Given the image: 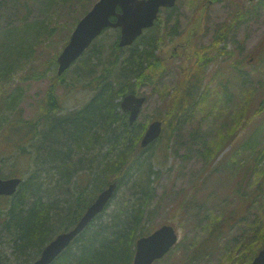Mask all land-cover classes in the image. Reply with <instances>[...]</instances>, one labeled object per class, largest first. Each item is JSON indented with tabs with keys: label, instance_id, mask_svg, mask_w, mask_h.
I'll list each match as a JSON object with an SVG mask.
<instances>
[{
	"label": "trees",
	"instance_id": "trees-1",
	"mask_svg": "<svg viewBox=\"0 0 264 264\" xmlns=\"http://www.w3.org/2000/svg\"><path fill=\"white\" fill-rule=\"evenodd\" d=\"M53 1L66 3V15L70 13L72 0H47L48 3ZM10 2L17 8L21 5L20 0ZM257 2L264 5V0ZM91 4L81 10V16ZM236 12L233 15L240 17V9L236 8ZM26 16L17 17L14 26L4 31L0 29V100L3 106L13 108L21 96L19 84L10 91L2 85L15 68H24L17 78L19 83L45 81L46 85L35 99L36 111L32 117L26 118L21 110H15L10 118L2 119L0 178L17 176L22 180L13 195L0 197V238L5 236L4 242L12 251L9 256L0 252V264H32L51 239L53 229L58 227L62 231L73 226L97 193L112 181H116V189L106 208L50 264H132L137 238L152 230L143 225L145 219L149 223L152 220L153 207L149 208L155 194L152 183L160 177L170 154L172 133L184 120L183 115L209 102V113L227 120L222 112L221 98L210 100L211 89L203 85L205 76L201 68L214 63L222 54L233 58V52L225 49L221 29L215 31L211 44H194V33L200 25L199 10L192 24L194 27L186 32L178 29V23L174 24L172 31L183 38L185 48L177 46V42H182L178 40L165 51L171 55L175 47L185 50L180 88L167 98L165 116L158 115L164 126L162 135L148 147L141 148L139 139L148 122L129 124L127 113L120 109L119 99L129 92L141 94L139 89L144 84L160 82L162 71L169 67V58L163 57L165 51H159L160 18L126 47L117 44L118 29L104 30V35L97 37L70 68L58 75L57 56L62 47L57 51L58 46H55L53 53L43 60L36 57V43L46 32L63 28L66 43L77 19L73 25L66 21L52 25L50 19L28 22ZM32 31L30 41L21 36ZM170 35L173 34L170 32ZM214 51L216 56L212 57ZM244 60L231 61V67L237 72L238 67L245 65ZM59 88L86 91L85 100L66 110ZM226 101L228 103V97ZM260 104L263 106L264 101ZM237 117L232 120L237 122ZM235 124L222 135L224 140L217 142L219 147L233 142L231 133ZM249 141H243L241 146L248 145ZM234 148L239 150L238 155L233 157L231 152L229 159L223 155L222 160L200 179L207 186L211 177H217L224 185V179L236 176V185L230 187L229 196L236 195L238 202L232 210L236 214L230 220L237 215L246 216L248 209L252 211L254 202L258 212L264 208V176L250 193L244 194L242 179H246L250 165L240 163V148L238 145ZM149 149L151 152L147 156L145 153ZM257 151L258 156L253 157L256 152L251 151L253 154L247 159L252 161L254 168H259L264 145ZM222 172L228 174L224 179ZM119 191L121 195L117 196ZM231 202L229 198L225 206ZM258 212L251 220L252 230L256 228L252 235L257 237L262 226ZM243 216L235 218L233 224L243 222ZM223 222L227 223L226 218L216 223L218 227L209 236V239H216L215 243L220 239L219 224ZM214 239L208 240L206 250L214 248ZM193 253L192 257L196 256L197 250ZM254 255L247 256L246 263Z\"/></svg>",
	"mask_w": 264,
	"mask_h": 264
},
{
	"label": "rangeland",
	"instance_id": "rangeland-1",
	"mask_svg": "<svg viewBox=\"0 0 264 264\" xmlns=\"http://www.w3.org/2000/svg\"><path fill=\"white\" fill-rule=\"evenodd\" d=\"M95 1L72 0L70 13L66 15V3L63 4L62 1L48 3L47 0H20L21 5L17 8L11 5L10 0H0V29L4 31L14 26L17 17L23 15H27L28 22H39L45 18L50 19L52 25L55 22L61 24L65 21L73 25L74 20L81 17V10ZM257 1L247 3V0H209L210 3H207V0H176L172 11L163 10L159 13L158 29L162 35L159 51H165L169 50L174 42L183 39L173 33L174 24L178 23L180 31L193 28L197 10L207 3L204 19H201L202 24L198 28L200 33L195 35L194 44L197 46L211 44L213 34L221 29L224 34L225 49L233 52V58L222 54L214 63L201 68L205 76L203 85L211 89L210 100L221 98L220 103L224 106L222 112L227 120L218 119L209 113V102L202 103L194 108V112L183 115L184 120L172 133L169 142L170 154L160 177L152 183L155 188L154 198L149 206V208L153 207L150 211L152 220L149 223L145 219L143 225L154 229L160 224L170 223L175 226L179 236L175 246L153 264H249L250 262L246 263L245 258L254 255L263 246L264 208L258 212L254 208L257 206L254 202L252 211L249 212L248 209L246 216L237 215L230 220L231 216L236 214L232 210L238 202L235 199L236 195L229 196L230 187L236 185V176L233 182L232 176L224 179L228 174L222 172L224 183L227 185H223L222 180L217 177H211L207 186L200 180L211 166L222 160L223 155L226 159L231 158V152L233 157L238 155L239 150L235 149L234 145L240 148L242 154L239 157L240 163L250 165L246 179H242L244 194L250 193L264 176V153L261 152L259 168H254L252 161H247L251 157V151L256 152V155L252 153L253 157L258 156L257 150L264 145V104L263 106L260 104L264 101V5L258 4ZM242 3H245V8L239 12L241 16L237 18L233 14ZM52 31L41 35L40 42L36 43L37 58L44 60L53 53L55 46H58L57 51H59L64 45L65 28ZM170 32L173 35H170ZM21 36L30 41L33 31ZM104 37L108 38L107 35ZM215 52L212 57L216 56ZM184 53L185 50L182 51L181 48L180 53L177 52L172 57L168 51L163 53V57L169 58L170 65L162 71L160 82L144 84L139 89L146 100L141 107L138 122L149 123L151 120L165 116L167 98L180 88V69L181 63H185ZM244 58L245 65L238 67L236 72L230 62L233 60L241 62ZM23 69L22 66L11 70L8 80L2 84L3 88L9 91L19 84L21 96L16 100L13 108L3 106L0 100V130L2 119L10 118L17 110H21V115L26 118L32 117L36 111L35 99L45 88V81L19 83L17 78L20 77ZM1 81L2 77H0ZM85 92L76 88L68 91L59 88L64 108L71 110L82 103L85 100ZM227 97L228 103H226ZM234 117L239 120L233 121ZM232 124H235L231 133L234 143L219 147L220 144L217 142L224 140L222 135L228 132ZM247 139L250 140L249 144L242 147V142ZM150 152L151 149L145 154L148 156ZM120 195L121 191L117 193V196ZM229 198L232 202L225 206ZM112 207L111 205L108 211ZM257 212L262 220L258 237L252 235L256 228L252 230L251 227V220ZM242 216L243 222L239 225V222L233 224L235 218ZM225 218L227 223L219 224L221 236L215 243L216 239L212 237L209 239V236L218 227V222H222ZM214 225L216 227L213 229ZM4 238L5 236L0 238V252L9 256L12 251L4 242ZM212 239H214V248L206 250L208 240ZM194 250H197V253L192 257Z\"/></svg>",
	"mask_w": 264,
	"mask_h": 264
},
{
	"label": "water",
	"instance_id": "water-1",
	"mask_svg": "<svg viewBox=\"0 0 264 264\" xmlns=\"http://www.w3.org/2000/svg\"><path fill=\"white\" fill-rule=\"evenodd\" d=\"M176 0H97L91 9L77 22L68 42L57 57V74H62L72 62L90 45L104 28L120 29L118 45H130L143 31L151 27L161 7H172ZM145 101L144 96L134 93L124 95L120 101L123 111L129 113L128 119L132 123ZM162 122H150L140 140L141 146L159 137ZM21 182L20 177L0 178V195H11ZM116 188V181L108 184L87 207L79 220L62 233L55 235L41 250L32 264H49L70 241L80 233L100 213L110 200ZM177 241L175 228L170 224H163L152 233L139 237L135 244L132 264H152L156 259L164 256ZM250 264H264V246L253 257Z\"/></svg>",
	"mask_w": 264,
	"mask_h": 264
},
{
	"label": "flooded vegetation",
	"instance_id": "flooded-vegetation-1",
	"mask_svg": "<svg viewBox=\"0 0 264 264\" xmlns=\"http://www.w3.org/2000/svg\"><path fill=\"white\" fill-rule=\"evenodd\" d=\"M199 33H200V31H196L194 34L198 35ZM194 34L192 35V37H194ZM182 41H183V43L182 42H177V46H181L182 48H184L185 47V45H184L185 42H184V40H182ZM218 46H220V45H218ZM179 51H180V49H178V47H175V49H174L173 53L170 55V57H172L174 54H177V52H179Z\"/></svg>",
	"mask_w": 264,
	"mask_h": 264
},
{
	"label": "bare ground",
	"instance_id": "bare-ground-1",
	"mask_svg": "<svg viewBox=\"0 0 264 264\" xmlns=\"http://www.w3.org/2000/svg\"><path fill=\"white\" fill-rule=\"evenodd\" d=\"M68 229H69V228H68ZM66 230H67V229H66ZM63 231H65V230L59 231V230H58V227H56V228H54L53 231L51 232L50 237H53V236H55V235H57V234H59L60 232H63Z\"/></svg>",
	"mask_w": 264,
	"mask_h": 264
}]
</instances>
